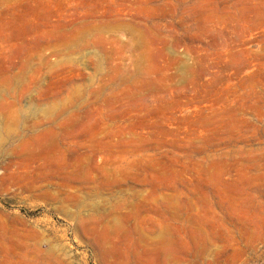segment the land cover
Returning a JSON list of instances; mask_svg holds the SVG:
<instances>
[{
	"label": "rangeland",
	"instance_id": "1",
	"mask_svg": "<svg viewBox=\"0 0 264 264\" xmlns=\"http://www.w3.org/2000/svg\"><path fill=\"white\" fill-rule=\"evenodd\" d=\"M0 264H264V0H0Z\"/></svg>",
	"mask_w": 264,
	"mask_h": 264
}]
</instances>
